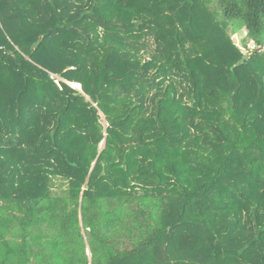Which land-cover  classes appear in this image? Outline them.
I'll use <instances>...</instances> for the list:
<instances>
[{"label":"trees","instance_id":"16d2710c","mask_svg":"<svg viewBox=\"0 0 264 264\" xmlns=\"http://www.w3.org/2000/svg\"><path fill=\"white\" fill-rule=\"evenodd\" d=\"M0 264H264V0H0Z\"/></svg>","mask_w":264,"mask_h":264},{"label":"rangeland","instance_id":"374dc122","mask_svg":"<svg viewBox=\"0 0 264 264\" xmlns=\"http://www.w3.org/2000/svg\"><path fill=\"white\" fill-rule=\"evenodd\" d=\"M245 36H246L245 32L238 33V34H236V35L233 36V40L235 41V43H236L238 46H242V43H241V42H242V40L244 39ZM253 48H254V45L252 44V45H249L248 50L243 49V48H242V49H243V51H244V53H245L246 55H249V54H251L250 52L252 51ZM58 81H60V80H58ZM71 86H72V84H71ZM73 87H74L75 89H77V90H79V91L82 92V87H81L80 85L73 84ZM101 115H102L103 126H104V128L106 129V128L108 127V124L105 122V117H104V115H103V114H101ZM100 148H101V150H103V149L105 148V142H103V143L101 144Z\"/></svg>","mask_w":264,"mask_h":264}]
</instances>
